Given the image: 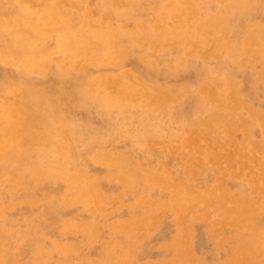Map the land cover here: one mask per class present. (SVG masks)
I'll use <instances>...</instances> for the list:
<instances>
[{
  "label": "rangeland",
  "instance_id": "374dc122",
  "mask_svg": "<svg viewBox=\"0 0 264 264\" xmlns=\"http://www.w3.org/2000/svg\"><path fill=\"white\" fill-rule=\"evenodd\" d=\"M22 95L0 264H264V0H0Z\"/></svg>",
  "mask_w": 264,
  "mask_h": 264
},
{
  "label": "bare ground",
  "instance_id": "6f19581e",
  "mask_svg": "<svg viewBox=\"0 0 264 264\" xmlns=\"http://www.w3.org/2000/svg\"><path fill=\"white\" fill-rule=\"evenodd\" d=\"M46 20L55 17L48 12ZM13 98L2 109L4 120L0 122V154L10 150H24L39 138V130L29 95ZM233 159V157H232Z\"/></svg>",
  "mask_w": 264,
  "mask_h": 264
}]
</instances>
